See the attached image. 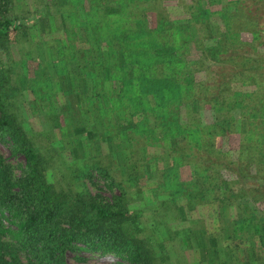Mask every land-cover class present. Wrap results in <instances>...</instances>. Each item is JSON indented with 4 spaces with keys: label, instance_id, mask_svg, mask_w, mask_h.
<instances>
[{
    "label": "trees",
    "instance_id": "trees-1",
    "mask_svg": "<svg viewBox=\"0 0 264 264\" xmlns=\"http://www.w3.org/2000/svg\"><path fill=\"white\" fill-rule=\"evenodd\" d=\"M0 143V264H264V0H0Z\"/></svg>",
    "mask_w": 264,
    "mask_h": 264
},
{
    "label": "rangeland",
    "instance_id": "rangeland-1",
    "mask_svg": "<svg viewBox=\"0 0 264 264\" xmlns=\"http://www.w3.org/2000/svg\"><path fill=\"white\" fill-rule=\"evenodd\" d=\"M165 3V2H164ZM182 10V12H181ZM183 9L181 7H177L175 9V12L177 13V15H175V17H178L180 18V15L181 13H183ZM48 67V68H47ZM45 68V71H48L50 68H49V64ZM62 104V103H61ZM60 106V105H59ZM97 128V127H96ZM87 134H88V137L92 136L94 134V132H87L85 131V128H84V138L87 137ZM67 144H70V142L68 143V141H66ZM88 144V143H87ZM75 144H73L74 146ZM90 145V144H89ZM78 146V145H77ZM86 149L87 151L88 150H91V151H94L91 147H89L88 145L86 146ZM0 154L4 155L5 157H9L10 156V152H9V149L6 145L0 143ZM16 163V161H14ZM102 185V184H101ZM106 197H110L111 196V192L109 190H106L105 191V194H104ZM86 258H88V260L86 262H80V261H77L76 259H74V256L73 255H70L69 256V263L70 264H126V263H123L121 262L120 260L108 255V256H105V257H92L91 255L87 254V255H84Z\"/></svg>",
    "mask_w": 264,
    "mask_h": 264
}]
</instances>
